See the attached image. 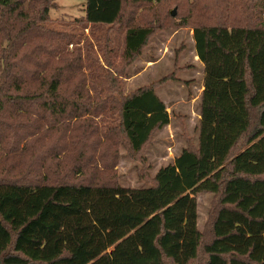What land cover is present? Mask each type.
Listing matches in <instances>:
<instances>
[{
  "label": "trees",
  "instance_id": "obj_1",
  "mask_svg": "<svg viewBox=\"0 0 264 264\" xmlns=\"http://www.w3.org/2000/svg\"><path fill=\"white\" fill-rule=\"evenodd\" d=\"M54 8L0 0V264H264V0H85L82 36L50 28ZM175 26L203 66L196 142L145 187L92 180L105 142L139 154L169 124L172 74L128 93L117 74Z\"/></svg>",
  "mask_w": 264,
  "mask_h": 264
},
{
  "label": "rangeland",
  "instance_id": "obj_2",
  "mask_svg": "<svg viewBox=\"0 0 264 264\" xmlns=\"http://www.w3.org/2000/svg\"><path fill=\"white\" fill-rule=\"evenodd\" d=\"M56 3L57 8L49 12L51 21L47 25L50 28L69 31L79 36H82L81 31L85 35L89 33V27L82 30L76 23V18L84 14L85 0H56ZM104 29L100 28L97 33ZM114 29L111 32L118 48L121 46L123 29L117 32ZM83 40L84 38L80 39L79 46ZM68 47L71 49L74 46L68 44ZM118 68L123 70L122 76L118 74L117 76L125 93L159 80L167 74L173 75L171 80L155 90L156 95L167 103L170 114L168 126L157 130L139 154H131L123 143L117 140H113V143L105 142L94 153L99 167L98 172L92 175V180L116 182L125 188H141L152 182L159 167L172 162L181 147L186 146V139L191 143L196 142L203 66L195 55L191 28L175 26L157 30L147 41L140 55L125 65L121 61ZM112 70L114 69L110 68V71ZM101 108L93 112L94 120L105 130L107 126L115 124V111L107 109L101 111ZM83 120V118L76 120L77 125L69 127L66 132L80 133ZM196 197L197 227L206 234L213 195L199 192Z\"/></svg>",
  "mask_w": 264,
  "mask_h": 264
},
{
  "label": "crops",
  "instance_id": "obj_3",
  "mask_svg": "<svg viewBox=\"0 0 264 264\" xmlns=\"http://www.w3.org/2000/svg\"><path fill=\"white\" fill-rule=\"evenodd\" d=\"M201 89H202V87H201ZM156 90V89H155ZM201 91V90H200ZM201 93V92H200ZM200 98V97H199ZM164 103H165V105H166V107H167V103H166V101L165 100H162ZM167 110H168V107H167ZM169 112V111H168ZM170 115V114H169ZM198 118H199V116H198ZM166 126H168V125H166ZM165 127V126H164ZM163 127V128H164ZM183 147H185V146H183ZM183 147H181V148H183Z\"/></svg>",
  "mask_w": 264,
  "mask_h": 264
}]
</instances>
